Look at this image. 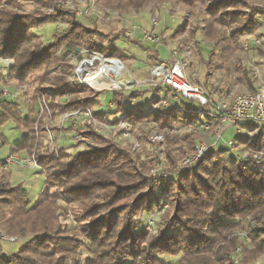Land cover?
<instances>
[{
    "label": "trees",
    "instance_id": "trees-1",
    "mask_svg": "<svg viewBox=\"0 0 264 264\" xmlns=\"http://www.w3.org/2000/svg\"><path fill=\"white\" fill-rule=\"evenodd\" d=\"M35 1L43 7L56 3V0ZM99 1L109 9L139 11L153 0ZM202 1L185 0L184 4L195 13L196 2ZM248 5V0H222L218 5L210 7L202 24L194 25L193 30L201 29L203 36L214 42L215 46L223 44L224 51H236L240 45L238 36L253 31L257 22L256 15L264 13V9L260 7H253L250 13L246 12ZM53 7L57 12L43 14L47 17L44 21H39L44 18L40 15L42 13L36 12V19L41 25L58 19H69L68 28L53 36L56 44L64 47L63 54L59 57H51V48L39 41L38 35L33 31L38 24L31 21L30 16L27 17L29 14L21 12V0H0V57L14 58V65L7 77L24 84L30 76L51 85V89L40 87L35 90V94L31 96L29 114H22L17 100L0 102V127L11 118L26 130L25 137L21 143L12 147V152H17L21 147L28 151L32 146L33 136L28 127L35 121L32 113L37 108V100L43 99L47 104L44 94L47 89L55 92V96L70 98L58 103L60 111H53L54 116L79 107L93 109L98 104L100 93L67 80L75 68L71 60L72 54L78 53L77 48L87 47L93 51L101 50L107 55L123 56L119 51H112L111 47L103 48L99 39H86L89 32L97 30L86 26L73 12L62 11L64 15L58 18L61 14L59 8L56 5ZM229 8H232V12H229ZM92 23L95 25V20ZM226 26L234 27L229 35L224 29ZM232 42L234 46L231 48ZM153 50L156 59L160 60L158 52ZM213 55L214 51L211 53ZM54 63L62 65L64 74L61 72V76L50 77ZM236 65L237 62H234L236 71L244 72V78L240 76V80L252 86L245 66ZM136 90L138 89L130 92L107 91L108 95L109 92L112 94L111 101L120 112L119 116H124L134 124L154 121L163 128L166 133V156L170 165L195 150V138L191 133L184 134L183 141H180L177 135L168 131L175 124L200 122L202 116L187 111L196 108L195 103L180 97L181 109L171 98L173 90L161 83L150 87L148 91L157 95V102L163 103L169 96L172 100L170 105H161L156 111H152L150 109L153 103L148 109L140 107L135 110L124 103L126 97H134L132 92ZM162 90L167 91L163 94L164 98ZM38 92L42 94L39 95ZM85 92H89L87 96L84 95ZM75 94L79 95L74 99L72 95ZM48 103L52 107V102ZM112 109L113 107L97 111L95 115L101 120H109L110 112L114 111ZM109 121L117 123L118 119ZM77 131L90 137V143H83L91 150H80L71 156L69 148L62 147L59 155L51 157L46 148L43 155H37L46 179L44 188L34 203L22 185H11L9 172H2L0 233L5 231L9 235L28 238L17 252L8 256L0 253V264H234L232 252L241 243L236 232L247 219L260 221L262 224L259 228L255 227L257 234L250 238L253 244L251 258L264 253V172L254 169L251 157L240 160L234 154L228 155L227 150H210L190 169L182 171L177 177L165 179L164 195L168 194L172 209L169 208L162 217L161 227L151 235L144 224L138 225L137 216L155 210L161 203V194L151 176L153 161L143 159L141 153L131 152L126 146L110 142L108 137L94 131ZM0 140L1 144L6 141L1 131ZM94 140L102 141L104 145L95 146ZM236 140L247 144L251 150L264 145L262 135L255 139L238 136ZM178 143L179 147L175 150ZM126 168L129 169L127 172ZM138 181L149 188L147 202L139 204L137 201L135 206L133 204L128 208L116 206L131 195L124 192L136 189ZM55 187H60L62 193L54 190ZM58 195L68 204L81 206L83 214L78 221L82 225L70 229L60 220L62 207L58 205ZM103 210L105 214L101 215ZM122 223L125 226L121 227ZM82 250L86 253H81ZM243 262L242 260L241 264Z\"/></svg>",
    "mask_w": 264,
    "mask_h": 264
},
{
    "label": "rangeland",
    "instance_id": "rangeland-1",
    "mask_svg": "<svg viewBox=\"0 0 264 264\" xmlns=\"http://www.w3.org/2000/svg\"><path fill=\"white\" fill-rule=\"evenodd\" d=\"M159 1L161 0H153L150 4L146 5L145 8L139 11H120L118 9H109L103 6L99 0H56L54 5L59 8V13H61L59 14L58 18H61V15H64L62 11H71L74 13L76 18L83 21L86 26L91 29L95 28V30H97L89 32L88 34L84 32V34H87L85 37L86 39H90V41L99 39L103 48L111 47L112 51H119L123 54L121 57L119 55H107L101 50H98L100 54L111 56L120 60L126 67V74L116 79L120 85L126 84L127 80L137 83L149 76L151 65L154 62L159 61L156 59V55L154 54L153 49H155L159 54L160 60L163 61L169 59L171 51L177 50L182 59L186 60L188 64L186 68V75L188 79L192 83L203 87L212 100H217L221 97L230 99L236 94L246 93L248 90H250L251 86L240 80V76L244 78V72L242 70L236 71L234 68V62H237L236 66H245L243 63L248 60L259 63L263 58L262 50L252 49L251 51L245 50V52H243V49H241V46L239 45V49L236 51H224L222 50V46H224L223 44L215 46L214 42L209 41L203 36L201 29H198L197 31L193 30L194 25L199 23L200 25L202 24V19L208 15L210 7L212 5H218L222 0H203L202 2H196L198 4H195L197 6V8H195V13L192 12L191 7H188L184 4L185 0ZM248 1L250 5L245 8L246 12L250 13L253 7L256 8L259 5L264 7V0ZM21 2H23V11L21 12L29 14L27 17L30 16L31 21L37 22L36 12L42 13L40 14L42 16H44L45 13L54 14L57 12L53 9L54 5L43 7L38 5L35 0H21ZM228 10L229 12H232V8H229ZM65 16L67 15L65 14ZM88 18L90 20H88ZM45 19H47V17L44 16V18L39 21H44ZM68 20L69 19H58L56 22H45L42 25L38 21V26L33 30L38 35L39 41L41 40L44 46L51 48L49 52L51 57L54 55L59 57L63 54L64 47L58 46L56 44L57 41L53 39V36L55 33L62 32L68 28ZM92 20H95V25L92 23ZM233 28L234 27L226 26L224 29L229 35L234 30ZM145 32L155 33L156 36L160 38L161 42H153L151 40L145 39ZM230 46L231 48L234 46L233 42L230 44ZM88 51L93 50H90L87 47H82L79 49L77 54H72L71 63H73L75 67H78L83 58H91ZM213 51L214 55L211 56ZM8 58L14 60L12 57ZM1 65L2 63L0 62V66ZM117 67L122 72L124 71L122 70L123 67ZM11 68L5 66H2V68L0 67V102L2 100L8 102L17 100L19 102V109L22 111V114H29L31 113L30 107L32 106L31 96L35 94V90L40 87H47L51 89V85L49 83L36 80L35 77L30 76L27 79L28 81L24 84L16 83L12 77H7V74ZM53 68L54 69L52 70V73H50V77L55 75L61 76L62 73L64 74L61 64L54 63ZM40 74H42V72H40ZM67 80H69V78ZM100 87L103 92L99 95L98 100L100 99V102L96 104L97 106L95 109H101V107H103L104 111L113 107L112 110L114 111L110 112L112 117L109 115L108 119L114 120L115 118H120V112H118L117 107L113 106V101H111L112 94L109 92L108 95L107 93V90L112 88V83L110 81H106L103 82ZM135 88L138 90L132 92L134 97H126L124 103L125 105L127 103L136 110V108L140 107H150L153 103L159 100H156L157 95H152L155 93L152 92L151 94V92L148 91L150 86H135L131 89L126 88V92H130ZM3 89L7 91L6 94L2 93ZM166 92V90H162V96ZM54 93L55 92H51L48 89L44 91V94L47 97L45 98L47 101V107H44V112L41 113L38 112L37 108L39 107L37 105L36 110H34L32 113L35 121L28 127L29 132H31L30 135L33 136L32 146L28 148V151L23 149L24 147L19 148V150L16 152L18 155L25 156L35 151L37 155L41 156L46 152V148L51 140V137H53L54 140H58L61 134L62 139L60 141V146L69 148L68 152L72 153L71 156L77 154L80 150H91V148L83 143H90L91 139L82 142L81 138L77 139L76 142L71 140L73 131L66 127V125L63 127L60 123L63 113L59 114L58 116L53 115V111L55 113L60 111L58 103L65 101L66 99H70L69 97H62V95L55 96ZM88 93L85 92L84 95L87 96ZM38 94L41 95L42 93L38 92ZM51 94L53 96H50ZM78 95L79 94H75V96L72 95V97L75 99L78 97ZM40 101L43 103V99ZM48 101L52 102V107ZM167 101L170 105L172 100H170L169 96ZM193 102L195 105H197L196 101ZM10 109L12 110V108ZM202 122L203 118L197 123L175 124L171 130L168 131L173 135H177V138L180 141H183L184 134L191 133L195 138L196 150L202 143L209 145L214 142V128L211 127L210 129H206L201 124ZM247 129L248 130L246 131L248 134L255 132L253 126H248ZM0 131L6 140L5 143L2 144L0 140V160H3L12 152L11 150L13 146L21 143L22 139L25 137L26 130L23 126L19 127L15 120L10 118L4 125L0 127ZM74 133H79V131ZM244 133V131L238 133L235 128H229L224 136L227 138L226 141H229L235 140L236 136H245ZM156 134H162L164 136L163 140L155 139ZM81 135L83 136L87 134L82 133ZM106 137L110 139V142H116L122 146H126V148L130 149L131 152L141 153L143 159H151L153 161L151 163V176L154 185L157 186L158 191L161 194V203L156 207L155 210L143 212L137 216L138 225L144 224L146 229L152 235L154 234V230L161 227L162 217L166 214V212H168L169 208L172 207L170 201H168V194L166 193L164 195V181L167 178L177 177L179 173L184 171H178V168L182 158L185 156L181 157L179 160H176L170 165L166 156L165 130L154 121H144L141 124H134L133 122L131 123L126 119V122L122 123V126L118 127L113 134L106 135ZM245 137L247 139L250 138V136ZM259 137L261 136L256 138ZM95 144V146L99 147L104 145V142L95 141ZM179 144L180 143L175 146V150L178 149ZM226 144L227 142H225V139H222L217 143L216 148H212L210 150H227L229 151L228 155L234 154L235 156H238L240 160L246 159V157L249 156L252 159V165L254 169L259 172H264V168L262 169L255 167L252 155L256 149L251 150L248 148L247 144L238 143L237 140H235L234 146L230 149L225 146ZM22 145H24V143ZM195 150L190 151L188 155H191ZM53 153L55 152L48 151V154L51 157ZM195 164H193V166ZM128 170L129 169L126 168V172ZM2 172L3 174L9 172V179L12 183L11 185L20 184L27 190L28 197L32 203L38 199L44 188L46 179V176L41 171V168L12 164L9 166V170H1L0 168V177L3 175ZM139 182L140 181L136 182V184H138L136 189L133 191L127 189L124 192L131 193V195L117 203L116 206H126V208H128V206L133 204L135 206L137 201H139V204H141V202H147L149 198V188L147 185H141V182L139 184ZM54 190L61 192L60 187H55ZM59 198L60 201L58 205L62 207L60 220L70 229L82 225V223H79L78 221V218H80V216L83 214L81 206L79 207L78 204H68L65 202L63 197L59 196ZM171 209L172 208H170V210ZM104 214L105 211H101V215ZM261 225L262 224L260 221H252L251 219L243 221L241 227L236 232V236L239 238L241 243L232 252L234 264H241L242 260L244 261V264L245 262H248V264H264V253L254 259L251 258L253 255L250 253L253 246L250 239L251 235L257 234L256 228H259ZM123 226H125L124 223L121 224V227ZM73 231H76V229ZM243 232L247 233V236H245ZM10 238H14V241H12ZM27 238L28 237L9 235L5 231H1L0 253L8 256L17 252L18 249L26 242ZM81 253H86V251L82 250ZM246 258H249V261H246ZM82 262H84V260H82Z\"/></svg>",
    "mask_w": 264,
    "mask_h": 264
},
{
    "label": "built area",
    "instance_id": "built-area-1",
    "mask_svg": "<svg viewBox=\"0 0 264 264\" xmlns=\"http://www.w3.org/2000/svg\"><path fill=\"white\" fill-rule=\"evenodd\" d=\"M258 7L264 9L262 5H259ZM256 17L257 22L255 29L251 32L240 34L238 39L243 52H245V50L251 51L252 49H259L262 50L263 58L259 63L252 60L244 62L245 64L243 63L248 70V76L252 82V86L246 93L236 94L230 99L221 97L217 100H212L203 87L192 83L186 75V68L188 64L186 60L182 59L177 50L171 51L168 60H159L154 62L151 65L149 76L142 81L136 83L127 80L124 85H120L116 81L118 77L124 76L127 72L126 67L120 60L111 56L100 54L98 51H88L91 58L82 59L78 67L74 68L72 76L69 77V82L72 84L86 86L90 90L102 94L103 91L100 86L103 82H106L105 80L98 79L96 82L89 83V81L84 80L79 72L83 63L91 60L92 63L88 64L87 66H90H86L83 72L99 71L98 75L101 74L107 76L108 81L112 83V88L109 90H126V88L131 89L135 86L153 87L163 83L173 90L171 98L180 106L181 109L183 107L180 103V97H184L190 101H196V108H191L187 111L195 112L202 116L203 122L201 124L206 129H210L211 127L214 128V142L209 145L202 143L191 155L182 158L178 171L188 169L193 166V164L199 162V160L210 149L216 148L217 143L222 139H225V142H227L225 146L228 149L232 148L235 144L237 136L235 137V140L226 141L227 138H225L224 134L229 130V128H235L238 133L244 131V135L250 136V138H256L262 135L264 141V13L257 14ZM144 38L153 42L160 41V38L153 32H145ZM94 61L96 63H94ZM0 62L2 63L0 66L1 68L2 66L11 68L14 65V60L9 58H0ZM114 64L123 67L122 70H124V72L121 74L118 73L117 75V69L114 67ZM110 67H113V71L109 72L108 70ZM2 93L6 94L7 91L3 89ZM98 101L100 102V99ZM161 105L168 106L169 103L168 101L163 103H154L151 106V110H157ZM38 107V112L43 113L44 107H47V104L45 102L42 103L39 100ZM100 110H103V107H101V109H92L89 107L74 108L63 113L60 123L63 127L66 125V127L72 128L71 130L73 131V136L71 140L76 142L79 138H81V141L90 140L88 135L82 136V133L80 132L74 133L77 132V129L94 131L98 134L106 136L113 134L118 127L122 126V123L126 122V118L124 116H120L117 123H113L109 120H101L95 115V113ZM248 126H253L255 132L248 134L246 131L248 130ZM163 137L164 136L162 134H156L155 139L163 140ZM61 139L62 134L58 140H54V138L51 137L47 149H49L50 152H55L52 156H57L59 150L62 148L60 146ZM252 157L255 167L263 169L264 145L261 148H257ZM12 164L41 168L35 151L25 156H20L16 152H11L5 159L0 160L1 170H9V166ZM243 233L247 236V233ZM10 239L14 241V238Z\"/></svg>",
    "mask_w": 264,
    "mask_h": 264
},
{
    "label": "bare ground",
    "instance_id": "bare-ground-1",
    "mask_svg": "<svg viewBox=\"0 0 264 264\" xmlns=\"http://www.w3.org/2000/svg\"><path fill=\"white\" fill-rule=\"evenodd\" d=\"M92 63V61L91 60H88V61H85L84 63H83V65H82V67H81V69L79 70V72L81 73V75H82V77L84 78V80H86V81H89V83H93V82H96L98 79H102V80H105V81H108V78H107V76H105V75H98V73H99V71H94V72H89V71H85V72H83L84 70H85V67L88 65V64H91ZM94 63H96L95 61H94ZM90 66V65H89ZM89 66H87V67H89ZM114 67L117 69L116 71V74L118 75V73H122V71L121 70H119V68L117 67V65H115L114 64ZM113 69V67H110V69L108 70L109 72L110 71H113L112 70ZM121 71V72H120ZM124 72V71H123ZM92 75V76H91Z\"/></svg>",
    "mask_w": 264,
    "mask_h": 264
},
{
    "label": "water",
    "instance_id": "water-1",
    "mask_svg": "<svg viewBox=\"0 0 264 264\" xmlns=\"http://www.w3.org/2000/svg\"><path fill=\"white\" fill-rule=\"evenodd\" d=\"M80 48H77V51H79Z\"/></svg>",
    "mask_w": 264,
    "mask_h": 264
},
{
    "label": "crops",
    "instance_id": "crops-1",
    "mask_svg": "<svg viewBox=\"0 0 264 264\" xmlns=\"http://www.w3.org/2000/svg\"><path fill=\"white\" fill-rule=\"evenodd\" d=\"M160 58V57H159Z\"/></svg>",
    "mask_w": 264,
    "mask_h": 264
}]
</instances>
